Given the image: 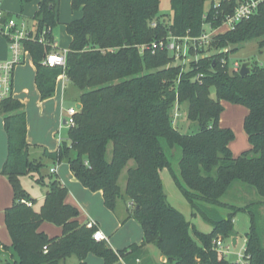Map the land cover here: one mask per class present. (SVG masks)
Returning <instances> with one entry per match:
<instances>
[{
	"label": "trees",
	"instance_id": "16d2710c",
	"mask_svg": "<svg viewBox=\"0 0 264 264\" xmlns=\"http://www.w3.org/2000/svg\"><path fill=\"white\" fill-rule=\"evenodd\" d=\"M169 1L171 15L165 23L158 15L160 0H71V11L80 10L82 17L65 25L71 38L65 66L47 67L42 62L52 50L53 31L59 24L58 0H39L31 18L34 32L24 48L35 68L40 100L54 95L57 78L63 75L79 90L81 105L57 151L44 156L56 163L65 160L83 188L101 192L110 212L116 213L121 202L126 213L121 223L135 220L142 240L118 251L94 241L96 228L79 223V211L65 203L67 189L57 178L50 177L47 193L39 207H33L35 200L22 189L20 178L36 175V183H42V163L29 156L23 104L8 98L0 102L7 137L0 174L13 195L3 213L12 261L0 264H59L72 257L76 264H87L89 254L104 264H152L146 256L148 245L165 257L164 264H235L214 250L213 241L231 234L239 213L249 219L244 237L248 264H264V65L252 61L250 73L242 77L220 62L250 42L264 48V0L248 20L215 36L198 52L227 48L228 53L184 66L175 65L166 51L152 54L140 47L169 35L198 37L205 22L213 29L221 26L234 4L220 0L215 11L213 0ZM198 74L200 81L195 80ZM222 102L247 110L242 127L250 148L238 156L229 148L232 130L219 124ZM175 104L187 105L190 126L185 132L173 126ZM164 169L191 216L211 227L209 233L196 230L169 204L161 176ZM123 172L125 183L120 186ZM43 222L60 227L61 235L49 238L39 231Z\"/></svg>",
	"mask_w": 264,
	"mask_h": 264
},
{
	"label": "rangeland",
	"instance_id": "374dc122",
	"mask_svg": "<svg viewBox=\"0 0 264 264\" xmlns=\"http://www.w3.org/2000/svg\"><path fill=\"white\" fill-rule=\"evenodd\" d=\"M70 0H60V11H59V22L54 30V36L55 39L59 42L60 47H67V34L63 26V22H69V20H74L79 18L78 13H73L70 10L69 6ZM209 4H206V8H208ZM35 7V1L32 0L31 2L23 4L21 0H0V8L10 11L12 14H22L24 16H30V14L33 12ZM158 15L160 16L161 21L168 22L169 16L171 15L170 10V1L169 0H160V4L158 6ZM73 18V19H72ZM28 27L31 26V22L28 21L27 23ZM225 27H223L220 31H224ZM9 56V55H8ZM230 59L239 61L241 63L248 62V61H256L260 65H264V48L262 50H259L255 42L247 43L241 47H239L238 51L235 54H231L229 56ZM187 64V63H186ZM32 74L33 71L30 67V59H25V62L22 63L19 66H16L14 69V75H13V83H14V90L17 93V96L19 98L27 97L29 99V110L33 115L32 119V126H31V137L33 140L41 141L46 143L47 145H54L57 141L60 139H65L67 127L63 126L59 132L58 129L52 133L53 128L49 129L48 125V119H47V113L45 115L39 116V106L34 105V92H33V81H32ZM27 88L28 90H31L30 95L24 96L22 93V90ZM65 89V97H64V105H63V111L64 116L61 117L63 119L67 118V109L70 106H74V100L78 99V94L80 93L79 90L71 85L67 84ZM224 111L221 115L219 124L226 125L224 128H229L232 130L234 134V139L231 143V152L235 156H238L243 151H246L250 148V145L247 140V136L243 131L242 127V113L240 111H244V107L240 105H233L230 103L222 102ZM232 108L239 109L238 114H234ZM177 112L179 114L178 118L176 119L175 123L173 124L174 127L177 129H180L181 123H188V120L186 118L187 113V105L182 104L180 106H177L176 104L173 107V111L171 114L173 115L174 112ZM48 112V111H47ZM2 121V117H0V123ZM180 123V124H179ZM2 125V124H0ZM60 125V124H59ZM228 125V126H227ZM231 125V127L229 126ZM183 126V125H182ZM1 133L3 135V143L0 139V156L1 151L4 153L5 146H6V133L4 130V127L0 126ZM185 132V131H182ZM46 146V145H45ZM39 145H30L29 146V156L32 160L40 161L42 163V168L40 170V175L43 177L42 183H36V175L34 177L26 176L20 178V185L22 189L29 195L30 198L35 200V204L39 205L42 201V196L46 191L48 190V182L50 177L57 178L59 181L64 184V179H61L63 175L59 172L56 174H52L49 172V168L52 166L56 167H62V172L69 173L68 170V164L65 160H62L60 163L54 162L53 159L45 157L43 153V148ZM108 156H110V151ZM132 165V163H130ZM129 165V166H130ZM173 167H177L175 163L172 164ZM1 168V167H0ZM1 170V169H0ZM66 171V172H65ZM71 175V174H70ZM125 172L121 174L119 184L120 186H123L125 183ZM163 183L165 186V191L167 194V201L171 206L176 208L183 216L198 230L202 233H208L211 230V227L206 224L199 216L192 217L191 216V209L188 206L187 202L181 195L180 191L176 187L175 183L173 182L169 172L167 169H164L161 173ZM66 178V177H65ZM65 185V184H64ZM251 198V197H247ZM66 199L72 200L76 206H78L81 215L83 213V209L81 207V200L82 198L75 192L73 189L68 188V192L66 195ZM227 198H223L224 201H226ZM13 195L11 186L7 180V178L0 174V241L3 242L6 245H10V237L9 234L5 228L4 225V218H3V209L9 202L12 203ZM229 202V201H228ZM233 203V202H229ZM111 215H113V218L115 217V214L112 212H108ZM226 211L223 212L225 214ZM132 224L129 226H126L127 224H124L122 229L117 232L115 236L116 244H118L119 248H127L130 245H133L135 243L132 240H135L139 233H141V228L139 224L132 220ZM234 230L231 232V234L228 237H223L221 235H218L217 238L223 239L225 243H228L231 238L232 241H230V245L234 244L230 248V254L227 257V260L229 262L235 263L238 260V253L243 252V246H244V237L245 233L248 230L249 226V219L247 214L245 213H239L234 218ZM47 227H49L52 231L55 229H58L57 226L49 223L44 222ZM60 234V233H59ZM57 233V235H59ZM55 236V235H53ZM152 249L155 251V253H159V251L152 245ZM146 250V249H145ZM157 250V251H156ZM154 253V252H153ZM93 255V254H92ZM95 256V255H94ZM97 257V256H96ZM156 257V256H155ZM99 258V257H98ZM70 264H75L76 260L74 257L71 258V260L68 261ZM139 261H136V264H138ZM166 263V259L163 260V262H160L159 264ZM156 264V263H155Z\"/></svg>",
	"mask_w": 264,
	"mask_h": 264
},
{
	"label": "built area",
	"instance_id": "2783aa9c",
	"mask_svg": "<svg viewBox=\"0 0 264 264\" xmlns=\"http://www.w3.org/2000/svg\"><path fill=\"white\" fill-rule=\"evenodd\" d=\"M228 4L233 3V9L231 13L224 14L221 26L213 29L210 23L205 22L203 24V32L198 37H174L167 36L165 39L152 42L148 46L140 47V50H149L152 54L156 50L166 51L173 63L177 66H184L186 63L191 61L197 62L199 58L205 56H210L212 54L228 53V49L224 48L222 50H212L203 54L198 52L201 49H206L209 42L217 35L225 34L226 32L234 30L236 25L240 22L248 20L254 13H256L257 7L262 0H224ZM220 0H213L211 8L213 10L220 9ZM210 8V5L208 6ZM207 8V9H208ZM223 14V10L221 11ZM206 15L203 19L206 20ZM215 18V17H214ZM225 27L224 31H220ZM34 29L27 26V23L23 19H17L14 16L7 17L5 11L0 8V38L4 39L7 43L9 56L7 59L0 61V102L8 98L13 99V75L16 66L21 65L24 59L29 55L28 51L24 48V42L31 38V34ZM39 42H43V38H39ZM52 48L51 52L48 53L43 60L42 64L47 67H64L66 53L68 50H56V43L53 41L50 44ZM192 52V53H191ZM231 56V55H230ZM221 64L226 65L231 72L239 73L241 62L232 59L221 58ZM202 75L198 74L195 77L196 81H200ZM77 108H70L67 110V118L65 119V127L70 128L74 125V116L77 113ZM179 114L175 111L172 119L173 124L178 118ZM61 140V139H60ZM59 140V142H60ZM55 169H50L53 173ZM31 206V203H27ZM87 228L95 227L96 231L93 233L92 238L94 241H103L105 237L98 230L97 224L93 221H89L86 224ZM232 241V238L231 240ZM225 243L223 239L216 238L213 241L214 250L220 253L223 257L227 259L230 254L231 242ZM235 264H248V256L245 254V238L243 252L238 253V260Z\"/></svg>",
	"mask_w": 264,
	"mask_h": 264
},
{
	"label": "crops",
	"instance_id": "0c3cea01",
	"mask_svg": "<svg viewBox=\"0 0 264 264\" xmlns=\"http://www.w3.org/2000/svg\"><path fill=\"white\" fill-rule=\"evenodd\" d=\"M34 1H35V7H34L33 12L30 14V16H24L22 14H16V13L12 14L10 11L4 10V9L3 10L5 11V14L7 16H14L17 19H23V20L26 21V23H28V21H30L31 22V26L29 28L34 29L33 22L31 21V18H32V16L34 15V13L37 10V6H38L39 0H34ZM69 6H70V10H71V0L69 1ZM59 11H60V0H58V23L60 24V22H59ZM73 13H78L79 14V18L78 19H80L82 17V12L80 10L76 11V12H73ZM78 19H74V20H78ZM74 20H69V22L74 21ZM69 22H63L62 23L63 26H64V29H65V25L67 23H69ZM53 41L56 43V50H58V51L59 50H68L71 38H70V36L67 35L68 46L67 47H60L59 42L55 39L54 31H53ZM8 55H9V52H8L7 43H6V41L4 39L0 38V61H3L5 59H7ZM25 59H30V67H31V70L33 71L32 81H33V85H34L33 92H34V96H35L33 102H34L35 106H39V116H41V115H45L46 116V113H47L46 117L48 119L49 129L53 128L52 133H54L57 130V128H59L58 129V132H59V130L64 126L63 125V118H61V117L64 116L63 115L64 114L63 105H64V97H65V89H64V87H66V85L69 84V83L66 81V79H65V77L63 75H60L57 78V81H56V87H55L54 95L51 98H48L46 100H40L39 93L37 91V88H36L35 82H34L35 68H34V66L32 64V61H31V58H30L29 55H27L25 57ZM25 59H24V62H25ZM22 93L24 94V96L30 95L31 90H28L27 88H25V89L22 90ZM79 95H80V93L78 94V99L74 100V106H70L68 109L77 108V105L79 104ZM13 98L18 100L24 106L23 110L25 112V118H26V129H27L26 130V142H27V144L29 146L33 145V144L41 146L44 149L43 153H42L43 155H45V153L52 154V153L56 152L57 149H58V146H59V141H57L52 146V145H47L44 142L36 141V140L32 139V137H31V126H32L33 115L30 112L29 107H28L29 99L27 97L19 98L17 96V93L14 90V83H13ZM244 109H245L244 111H242V112L240 111V113H242L241 115H242L243 118L247 114L246 108H244ZM232 110H233L234 114H236V113L238 114V112H239L238 111L239 109L232 108ZM0 124H2L0 126L4 127L3 126V118H2V121H1ZM179 126L181 128V131H187L188 126H190V123L188 121V123H181ZM220 126L221 127H225L226 125L221 123ZM229 126L231 127V125H229ZM0 139L2 140V143H3L4 139H3V135L1 133V129H0ZM5 143H6L5 151H4V153L1 151V156H0V167H1L0 169H2V166H3V164H4L5 160H6V157H7V138H6ZM231 143L229 144V148H231ZM233 156H235V155L233 154ZM50 169H55V171L52 174H56V173L60 172L63 175V177L60 178V179H61V181H62V179L65 180V181H63L65 185L64 184L63 185L66 187L67 192H68V188H71L75 192H77V194H79V196L82 198L79 201H81V207L83 209L82 210L83 213L81 215L79 214V216H78L79 223L81 225H86L89 221L95 222L97 224L98 230L105 237V239L102 242L109 249H111L113 251H118V250L125 249V248H119L121 246L116 244V241H115V236H116L117 232L122 229L124 224H127L126 226H129L133 222L132 221L133 219H130V220H127L123 224L121 223L124 220L125 214H126L124 205L121 202H119V204L117 206V211H116V213H114L115 217L113 218V215L108 213L110 211L107 210L105 208V206L103 205V198H102L101 192H90L89 190L83 188L79 184V182L73 177V175L71 174L70 171L69 172H70L71 175L69 173H65L64 174L62 172V167L60 168V167L52 166V167L49 168V172H50ZM68 170H69V167H68ZM46 193H47V191H46ZM46 193L43 194L42 199H43V197H44V195ZM65 203L70 205V206H73V207L77 208L78 211L80 212L78 206H76V204L72 200L65 198ZM11 204L12 203L9 204V202L7 204H5L6 206L3 209V213H4V210L6 208L11 206ZM39 205L33 204V207L38 208ZM3 218H4V216H3ZM39 231L43 232L49 238L59 237L61 235V233H62V230H61L60 227H58V229H55L54 231H52L49 227H47V225L44 224V222L39 226ZM57 233L58 234L60 233V234L57 235ZM53 235H55V236H53ZM141 240H142V230H141V233H139V235L137 236V238L135 240H132V241L135 242L133 244H137L138 245V244H140ZM10 245H11V242H10ZM10 245H6V244H4L3 242L0 241V260L1 261H9V260L12 261V259H11L12 253H11V250H10ZM2 246L6 247L7 249H3ZM145 249H146V253H147L146 256L149 259L150 263L152 262V264H155V263L159 264L160 262H163V260H165V257L161 256L160 253H157V254L155 253V251L152 249V245L146 246ZM69 260H71V259H69ZM69 260H67L65 262H60L59 264H69L68 263ZM86 263L87 264H104L103 260L101 258H98V257H96V256H94L92 254H89L87 256ZM114 264H125V263L123 261H118V262H116Z\"/></svg>",
	"mask_w": 264,
	"mask_h": 264
},
{
	"label": "water",
	"instance_id": "95a60500",
	"mask_svg": "<svg viewBox=\"0 0 264 264\" xmlns=\"http://www.w3.org/2000/svg\"><path fill=\"white\" fill-rule=\"evenodd\" d=\"M252 61L244 62L241 64L240 70H239V76H245L250 73V65ZM81 108V105H77V109L79 110ZM63 125H65V119H63Z\"/></svg>",
	"mask_w": 264,
	"mask_h": 264
}]
</instances>
